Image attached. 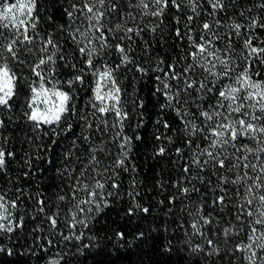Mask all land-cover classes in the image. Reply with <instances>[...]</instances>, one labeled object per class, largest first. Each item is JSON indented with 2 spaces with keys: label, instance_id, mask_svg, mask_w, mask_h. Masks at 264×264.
Instances as JSON below:
<instances>
[{
  "label": "snow or ice",
  "instance_id": "obj_1",
  "mask_svg": "<svg viewBox=\"0 0 264 264\" xmlns=\"http://www.w3.org/2000/svg\"><path fill=\"white\" fill-rule=\"evenodd\" d=\"M39 3L40 0H0V110L12 111L20 85L24 83L28 88L23 111L25 123L33 130L47 126L58 137L57 128L64 125L71 115H79L74 102L77 85L85 86L86 77L90 75L92 81L88 86L91 95L86 103L91 106L92 115L103 125V128L97 125L98 129L101 132L109 128L118 129L112 137L118 149L115 159L106 167H99L102 161L98 153L110 154L107 142L102 141L90 150L88 163L74 177L75 183L70 185L69 229H75L77 225L87 228L88 214L93 210L99 214L103 208L110 206L109 197L118 195L122 173L135 171L127 164L132 138L123 131L125 121L129 119L126 110L128 93L120 75L122 70L131 71L134 68L140 73V79L154 74L153 95L163 97L161 110L175 113L186 137L185 145L191 156L181 165L183 176L176 180L173 187L195 205L194 208L187 205L182 208L192 218L189 225L191 233L185 230V235L205 238L209 249L205 251L201 245H196L193 251L204 252L207 256L218 255L220 251L216 243L207 238L206 228L212 225L214 219L211 213L204 215V197L207 194L201 195L200 203L191 200L190 193L200 192L193 183L198 181L201 185L207 184L213 193L210 205L213 211L217 206L221 209L227 206L226 200L230 199L228 192L230 187L234 188L238 200L235 213L237 224L223 228L224 241L227 243L233 236H246L247 242L241 239L232 249L233 260L239 264H264V80L256 78L260 72L253 68L255 61L264 64V47L256 46L253 41L258 37L252 35L256 29H264V18H250L245 11H240L239 16L248 21L246 24L232 17L220 19L218 13L228 7L225 0H207L212 11L205 10L203 15L211 16L213 20L204 19L201 22L197 37L192 24L202 15L200 0H136L135 3L132 0H69V6L63 9L68 23L59 25L61 34L67 33V38L62 35L63 42H59L52 33L45 38L38 31ZM184 7L192 13L187 15L186 22L180 15H173L177 25L175 37L180 41L187 40V46L182 48L184 54L174 58L173 63H166L159 57L155 58L154 65L148 67L137 63L131 55L135 51L136 38L143 40L145 32L155 36L165 24L166 14L172 9L179 14ZM260 8L264 9V4ZM48 19L51 21L52 17ZM222 28L229 31L223 33L220 31ZM5 31L11 35L5 37ZM109 35L113 36L115 43L109 40ZM241 38L242 48L238 57H234ZM159 39H164L163 31H160ZM221 42H225L223 48L220 47ZM65 43L70 44L72 53H78L75 62L65 52ZM144 49H150L148 41H144ZM22 52L34 55L35 60L27 64L21 58ZM113 52L118 54L119 63L107 59ZM14 64L27 66L30 75L22 80L14 70ZM178 64L180 67H177ZM61 67L72 70L69 78H63ZM205 97L215 103L205 106L197 102L204 101ZM139 107H144L143 100L139 101ZM108 118L113 121L111 125ZM3 127L4 121L0 120V128ZM163 128L165 134L157 135L156 139H167L171 143L172 138L167 136V132L173 130L172 125L163 121ZM63 131H72L71 123H67ZM56 142L54 139L53 144ZM166 151V147L161 146L156 155L164 156ZM184 151L177 148L176 156L183 158ZM14 155L0 146V171L6 169L7 157ZM25 162L31 166L30 160ZM189 184L191 187L187 186ZM130 188L128 195L135 201L138 195L135 179L131 181ZM217 191L224 195L215 196ZM58 199L64 201L67 198L61 195ZM176 199V196L170 197L169 203H174ZM37 203L41 205L39 211L43 212L44 202L39 200ZM17 207L16 200L9 201L0 194V235L11 234L23 227V216L17 219L13 214ZM134 208L146 214L149 212V208L136 201L128 209V215L134 214ZM81 216L85 218H79ZM47 220L52 228L57 227L55 216H48ZM180 227L185 226L181 224ZM143 235L141 232L137 238ZM83 236V232L79 235L71 232L63 238L65 241H81ZM116 238L123 240L124 233L117 232ZM165 250L170 249L166 246ZM5 251L8 255L13 254L11 249L0 246V252ZM57 256L58 259L50 258L48 264H61L63 256L59 253Z\"/></svg>",
  "mask_w": 264,
  "mask_h": 264
},
{
  "label": "trees",
  "instance_id": "obj_2",
  "mask_svg": "<svg viewBox=\"0 0 264 264\" xmlns=\"http://www.w3.org/2000/svg\"><path fill=\"white\" fill-rule=\"evenodd\" d=\"M135 2L136 0H132V3ZM200 3L202 15L192 24L194 35L197 37L201 31V22L204 19L210 22L213 20L211 16L203 15L205 10L212 11L207 5V0H200ZM225 3L228 7L226 11L218 13L220 19L232 17L246 24L248 21L239 16L240 11H245L246 16L250 18H264V9L260 8L264 0H225ZM68 6L69 0H40V23L37 27L45 38L48 33H52L59 42H63L62 35L67 38V33L61 34L59 25L68 23L63 12ZM191 14L188 7H184L183 12L179 14L172 9L166 14L165 24L161 25L155 36L145 32L143 40L136 38L135 51L131 53L136 58V62L145 67L154 65L156 57L163 58L166 63L175 62L174 58L178 59L184 54L182 48L187 46V40L180 41L175 37L174 29L177 25L174 23L173 15H180L186 22L187 15ZM49 16L52 17L51 21L48 19ZM180 27L183 28V25L181 24ZM160 31L164 33L163 40L159 39ZM220 31L227 33L229 30L222 28ZM10 35L5 31V37ZM252 35L258 37L253 43L258 47H264V29H256ZM233 39L235 40L234 36ZM109 40L116 42L111 35ZM242 40L243 38L237 42L238 47L234 57L239 55ZM144 41H148L150 45L148 51L144 49ZM224 46L225 42H221L220 47ZM38 47L37 44V51ZM64 50L75 62L78 53H72L70 44L65 43ZM21 58L29 65L35 60L34 55L23 52ZM107 59L112 63H119L118 54L114 52ZM13 67L21 75L22 80L24 76L30 75L27 66L14 64ZM177 67L180 65L178 64ZM253 68L254 71L260 72V76L256 78L264 80V64L255 61ZM60 71L63 78L67 79L72 70L61 67ZM120 75L123 79V87L128 93L126 110L129 119L125 121L123 131L132 138L127 164L129 169L134 167L135 171L122 173L118 195L109 197L110 206L103 208L99 214L95 210L88 214L87 228L81 225H77L75 229L68 227L69 204L72 200L70 185L75 183L74 177L79 175L82 167L88 163L90 150L96 148L102 141L107 142L110 154L105 156L98 153L102 161L100 168L106 167L115 159L118 151L112 141L118 129L109 128L101 132L97 125L100 128H103V125L92 115L93 110L86 103L91 95L88 85L92 77L90 75L86 77L85 86L77 85V99L74 102L77 104L79 115H71L64 125L57 128L58 137L47 126L33 130L31 125L25 123L23 111L26 108L24 100L28 95V88L24 83L20 85L19 95L13 103L12 111L0 110V120L4 121V127L0 128V146H3L6 152L15 154L14 157H7L6 169L0 171V194L9 201L16 200L18 207L13 210V214L17 219L21 216L24 218L22 228L16 229L11 234L0 235V246L13 252L12 255H8L7 251L0 252V264H48L50 258H59L58 253L63 256L61 264H239L233 260L232 249L241 239L247 242L246 236H233L225 243L222 231L224 227L237 224L235 213L238 200L234 188L230 187L228 192L230 199L226 200L227 206L223 209L217 206L213 211L210 205L214 195L207 184L193 182L200 189V192L190 193L193 202L200 203L201 195L207 194L204 197L206 201L204 215L211 213L214 217L212 225L206 228L207 238L212 239L220 250L218 255L212 256L193 251L196 245H201L205 251L209 249L205 238L185 235V230L191 233L189 225L192 218L187 212L182 211V208L186 205L194 208L195 205L190 204L189 199L184 198L182 193L173 187L176 180L183 176L181 165L191 156L185 145L186 137L182 125L174 112L161 110L163 97L153 95L155 82L152 75L154 74L140 79V73L132 68L131 71L122 70ZM140 100L144 102L143 108L139 107ZM197 102L205 106L208 103H215L207 97L204 101ZM192 110L195 111V108L193 107ZM163 121H168L172 125L173 130L167 132V136L172 138L171 143L167 139L161 141L156 139L157 135L165 134ZM108 122L111 125L113 121L108 118ZM67 123H71L72 131L65 133L63 129ZM89 124L92 125L91 128L88 127ZM137 136L140 139H136ZM54 139L57 141L56 144H53ZM161 146L167 149L164 156L156 155L157 149ZM177 148L185 150L183 158L176 156ZM26 160H30V167ZM90 173L91 169H89ZM133 179L136 181L135 191L138 193L135 201L128 195ZM212 179L215 183V177ZM187 186L191 187L190 184ZM61 195L66 196L67 199L59 200L58 197ZM80 195L83 196V193ZM220 195L224 193L219 191L215 193V196ZM172 196H176L177 199L174 203H169V198ZM39 200L44 202L43 212L39 211L41 207L37 203ZM136 201L142 207L149 208V212L146 214L134 208V214L128 215V209L132 208ZM48 216H55L58 221L56 228L51 227L47 220ZM247 219L245 216V220ZM181 224L185 227L181 228ZM71 232L77 235L83 232L84 236L81 241L75 239L65 241L63 237ZM117 232L124 233L125 238L117 240ZM141 232L144 235L137 238ZM166 246L170 250H165Z\"/></svg>",
  "mask_w": 264,
  "mask_h": 264
}]
</instances>
